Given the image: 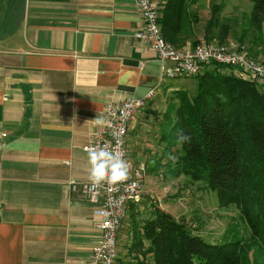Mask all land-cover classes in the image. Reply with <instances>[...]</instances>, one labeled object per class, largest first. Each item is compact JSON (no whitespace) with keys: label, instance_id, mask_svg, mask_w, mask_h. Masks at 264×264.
<instances>
[{"label":"crops","instance_id":"1","mask_svg":"<svg viewBox=\"0 0 264 264\" xmlns=\"http://www.w3.org/2000/svg\"><path fill=\"white\" fill-rule=\"evenodd\" d=\"M25 4L19 42L13 35L0 38L11 42L0 44V264H83L102 234L95 206L81 191L90 169L84 144L95 119L110 100L154 90L148 108L160 92L176 88L175 78L163 76L155 49L136 35L143 27L137 0ZM242 10L237 2V18ZM207 20L199 14L175 36L186 41L182 45L206 39ZM242 25L238 20L237 34ZM263 47L255 45L257 57ZM143 120L140 111L127 136L140 168L152 146L143 139ZM140 201L128 204L118 233L124 254Z\"/></svg>","mask_w":264,"mask_h":264},{"label":"trees","instance_id":"2","mask_svg":"<svg viewBox=\"0 0 264 264\" xmlns=\"http://www.w3.org/2000/svg\"><path fill=\"white\" fill-rule=\"evenodd\" d=\"M11 1L15 2L4 0L3 24ZM197 1L158 2L162 31L169 42L186 43L175 33L186 23L199 20L191 9ZM251 2L249 23L260 27L264 0ZM221 10L222 3L212 4L205 23L207 40H226L232 31L230 24L222 23ZM248 36L249 27L243 24L237 41L241 46L248 40L250 45L245 50L256 57L258 41ZM197 42L192 40V44ZM221 67L231 70L222 72ZM194 78L198 81L196 94L179 92V103L170 102L163 112L160 141L165 142V150L176 151L179 157L174 173L205 182L217 192L222 206H236L250 234L244 236L229 228L221 240H207L156 203L144 225L149 239L145 250L153 254L155 264H264V78L250 79L243 69L225 64H217ZM178 130L191 135V144L176 146ZM136 264L148 263L138 259Z\"/></svg>","mask_w":264,"mask_h":264},{"label":"rangeland","instance_id":"3","mask_svg":"<svg viewBox=\"0 0 264 264\" xmlns=\"http://www.w3.org/2000/svg\"><path fill=\"white\" fill-rule=\"evenodd\" d=\"M14 1L10 3V8L8 9L9 15L5 24H3L2 21L6 11L3 5L4 0H0V38L13 35V40L19 42L22 35V31L20 30L22 28L21 23L23 24L25 21L26 4L25 0ZM215 2L222 3V10L220 12L222 23H228L232 27V31L227 39L234 38L237 40V21L239 20L242 24L249 27L248 37L255 39L259 44L262 43L264 46V21L260 27L255 23H249V16L252 9L251 0H198V5L193 6V9L197 12L198 16L200 14L202 19L206 21L207 16L210 17L211 15L212 4ZM237 2L241 10L243 9V15L240 18H237ZM238 10L240 12V9ZM248 10L249 12H247ZM212 40H218V38L199 40L197 44ZM7 42L11 43L10 41L2 40L0 44H7ZM263 55L264 52L260 55L258 54V57H253L258 60H263ZM217 64L210 63L208 65L210 68H205L204 72L215 67ZM221 68H224L221 70L222 72H229L231 70L230 67ZM173 82L176 88L169 92H160L156 98L154 97L151 102L152 104H149L148 108H145V105L140 110L146 115V120H143V139L148 138L152 146L148 149L149 153H145L143 156L146 159L144 161V191L140 203L136 205L139 212H135L137 213L138 219L136 217L133 221L135 223L133 224L132 246H129V253L124 254L125 249L120 243V250L122 249V252H119L116 264H136L138 259L148 264H155L153 254L145 250L149 240L145 245L142 240V228H138L140 226L138 222H141V226L143 227L144 223L147 222V218L151 216L150 210L156 203L160 208L169 212L175 218L187 222L196 233L202 234L207 240H221L224 237L225 231L229 228L238 230L244 236L250 234V229L244 226V222L236 206H222L215 190L208 188L205 182L193 180L184 173L179 175L175 174L173 168L177 163L173 165L171 161L167 160V155L170 151L165 150V142L160 141V134L164 128L163 112L167 109L170 102L175 101L179 103V92L185 91L190 96L196 94L198 84L194 75L177 77ZM172 153L176 155V151ZM129 208L130 205L127 208V212ZM135 251L137 252L133 255Z\"/></svg>","mask_w":264,"mask_h":264},{"label":"built area","instance_id":"4","mask_svg":"<svg viewBox=\"0 0 264 264\" xmlns=\"http://www.w3.org/2000/svg\"><path fill=\"white\" fill-rule=\"evenodd\" d=\"M137 5L143 18V27L137 30L136 35L155 49L162 61L164 77L198 75L210 63H218L241 68L250 79L264 78V60L255 59L248 54L245 46H240L236 39L176 46L163 34L159 3L155 0H137ZM153 94L154 90L146 97L121 95L107 102L103 115L100 116L107 123L103 126L95 123L96 128L90 132L89 140L84 144V149L88 151L93 147H104L123 152L129 164V175L125 181L115 186L105 183L101 187H93L89 178L82 182L81 191L94 204L99 216L98 226L102 232L92 248L91 257L83 264H116L119 255L118 233L128 204L140 201L144 191V168L136 167L127 136L132 120Z\"/></svg>","mask_w":264,"mask_h":264},{"label":"clouds","instance_id":"5","mask_svg":"<svg viewBox=\"0 0 264 264\" xmlns=\"http://www.w3.org/2000/svg\"><path fill=\"white\" fill-rule=\"evenodd\" d=\"M97 125H105L107 122L98 117L95 119ZM192 137L184 130L176 132V146L183 147L185 144H191ZM89 169V180L93 187H101L105 183L115 186L125 181L129 175V164L124 158L123 152L109 150L104 147H93L88 151L87 155ZM178 155L170 152L167 160L173 165L178 162ZM155 163V162H153Z\"/></svg>","mask_w":264,"mask_h":264}]
</instances>
